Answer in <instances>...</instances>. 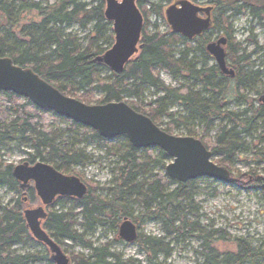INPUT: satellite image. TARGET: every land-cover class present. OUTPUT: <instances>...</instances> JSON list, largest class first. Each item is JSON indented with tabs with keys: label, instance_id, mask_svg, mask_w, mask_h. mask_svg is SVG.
<instances>
[{
	"label": "trees",
	"instance_id": "1",
	"mask_svg": "<svg viewBox=\"0 0 264 264\" xmlns=\"http://www.w3.org/2000/svg\"><path fill=\"white\" fill-rule=\"evenodd\" d=\"M16 1L0 0V18L5 26V34L0 33V58L7 57L15 65L31 69L61 93L86 105L127 99L128 103H125L130 108L147 116L159 128L162 119L168 118L170 121L162 130L169 134L176 123H184V120H174L175 114L169 112V106L177 103L183 107L188 118L203 125L199 140L219 157L214 163L227 168L229 172L232 170L236 154L245 151L240 136H247L250 129L264 117V103L255 109L246 107L239 113L226 108L225 100L232 94L237 96V103H244L240 99L243 89L249 84V73H244L249 65L247 56L240 53L243 51L241 46L232 39L226 17L227 11L231 10L234 11L232 17L243 15V6L235 5L232 1L226 3L225 9L222 0H209L213 6L210 30L187 40L170 30L165 34L157 30L149 33L145 27L148 16L153 13L163 17V10L155 7L151 0H138L136 5L143 18L141 48L122 73L111 72L104 81L100 72L106 66L96 63L95 58L112 46L108 41L114 40V34L112 22L104 17L101 0H94L90 4L83 0H57L46 6H41L36 0H23L19 5L15 4ZM24 12H35L39 21L22 26L16 38L12 29ZM262 12L261 8L254 9L252 15L260 20ZM74 26L82 31L89 30L84 46L75 36L64 32ZM214 33L216 37L212 38ZM220 36L226 38V60L235 72L233 78L222 74L215 63L199 66L197 59L191 57L196 52L210 59L206 45ZM190 42H195L196 46L192 47ZM158 71L174 79L192 82L193 86L181 84L178 88L165 87L158 78ZM197 85L199 91L193 90ZM145 87L155 88L161 96L145 105L139 98ZM93 90L102 94L100 99H93ZM51 120L67 123L68 126L62 131L52 129L47 125ZM216 121L221 125L227 121L229 128L222 125L213 143L204 142V134L212 129ZM239 128L241 130L237 131ZM76 136L113 149L118 163L107 187L86 185L87 193L82 200L64 196L56 199L58 205L68 209L50 211V206L47 208V218L43 222L47 234L61 248L65 241L82 242L90 251L89 257H71L72 264H134L131 261L122 262L119 255L112 253L111 241L98 246L84 241L87 233L109 224L117 230L115 242H123L118 237V228L124 218L140 226L139 219L132 215L129 208L132 198L142 205L144 215L149 220L162 226L166 237L173 239L172 243L198 232L196 222L190 220L196 214L192 193L197 180L179 183L167 178L164 171L154 173L153 169L158 166L165 170L162 161L168 157L164 152L157 148H134L125 137H120L123 143L111 147L108 140L89 128L59 118L52 112L39 110L12 93L0 92V188H6L16 195L12 202L6 205L0 203V264H36L42 259L52 264L47 253L43 258L11 255L10 249L23 243L25 238L35 241L26 228L23 210L36 200V195L32 187L20 189L19 182L13 176L14 166L2 159V151L10 146L25 149L24 162L30 165L42 162L67 174L71 168L84 166L91 161V157L77 148L79 142ZM187 136L194 137L191 133ZM231 182L236 184L239 180ZM245 182V190L260 188L264 191V178L248 177ZM98 191H106L107 195L99 196ZM78 217L80 222L77 221ZM76 225L81 227L82 232L75 229ZM165 239L139 233L134 243L145 250L148 264H163L158 262V258H167L172 251ZM203 239L204 264H253L254 258L261 257L259 251L256 252L245 240H235L236 252L220 254L208 244L207 235Z\"/></svg>",
	"mask_w": 264,
	"mask_h": 264
},
{
	"label": "rangeland",
	"instance_id": "2",
	"mask_svg": "<svg viewBox=\"0 0 264 264\" xmlns=\"http://www.w3.org/2000/svg\"><path fill=\"white\" fill-rule=\"evenodd\" d=\"M9 1V0H8ZM23 0H17L16 5H19ZM41 6L46 4L51 5L57 0H36ZM87 4L94 2V0H83ZM121 1V0H117ZM155 7L161 8L170 4V0H151ZM196 3L205 4L206 0H195ZM223 7L226 9V3L232 1L235 5H241L243 15H232L234 11H227L226 17L230 24V30L232 32V39L235 43H238L243 50V53L247 56L248 67L244 70L245 74L249 73V84L243 89V96L240 102L235 101L234 94L227 97L225 100L226 108L232 112L239 113L246 107L257 108L264 103V0H222ZM147 8H150L148 6ZM262 12L261 19L253 17V10L260 9ZM157 9V8H155ZM39 21V17L35 12H24L20 14L19 23L12 29L14 36L19 37V31L22 26H25L31 22ZM4 22L0 18V33L5 34ZM149 33L157 30L159 33L165 34L169 31L163 17H159L155 14L148 16V23L145 25ZM156 27V28H155ZM66 34L75 36L77 41L83 46L86 44L89 36V30L82 31L78 27L74 26L64 31ZM216 34H212V38H215ZM212 41V40H211ZM113 45L114 40L108 41ZM192 47L196 46L195 42H190ZM238 52V55H240ZM197 59L198 65L210 66L214 64V60L205 59L198 53H192L191 57ZM135 57V56H134ZM133 57V58H134ZM133 58L131 60H133ZM130 60V61H131ZM229 63V62H228ZM101 79L107 81L110 70L106 67L101 69ZM158 78L160 82L169 88H178L181 84L193 86L192 82L187 83V80L181 78H172L169 74L162 71H158ZM195 91H199L200 87L197 85L192 88ZM93 99L98 100L102 94L98 90H93ZM161 94L151 87H145L140 95V99L146 105L149 102L157 99ZM123 102L128 103L125 99ZM169 112L175 114L174 120H181L184 123H176L175 129L170 132L174 136H187L188 133L194 135L196 139L202 137L203 125L194 122L188 118L187 113L183 107L174 103L169 106ZM170 120L163 118L160 123V128L165 129L167 123ZM55 130H64L68 124L51 120L47 123ZM222 125H226L229 128V123L224 121ZM218 121L214 122L212 129L204 134L202 140L206 143H213L215 137L220 132L222 126ZM240 131L241 128L236 129ZM251 132L247 135H241L243 140L245 151H241L236 154L232 170H230L233 181L239 180V183L233 184L221 183L208 178H200L197 180L193 190V202L196 206L195 216L190 220L196 222V229L198 232L191 233L179 238L177 241L167 238L163 228L160 224L149 220L144 215L142 205L139 204L134 198L129 201V208L134 217L139 219L138 233L144 236H152L155 238L165 239V242L170 243L169 248L172 250L171 254L167 258L159 257L158 262L163 264H204V249L202 244L204 242L203 236L207 235V242L210 246L220 254H232L236 252L235 240H245L255 251H259L261 257L254 258L253 264H264V191L260 188L248 189L246 187L245 180L249 177L264 178V117L256 123V126L250 129ZM78 147L87 156L91 157V161L84 166H78L71 168L64 174L66 176H76L85 185H97L99 188H105L109 185L113 170L116 168L118 159L114 153V150L108 146H99L87 140L85 137L76 136ZM118 143H123L122 138H115L110 140L108 145L115 146ZM2 159L13 166L22 164L26 158L25 149H16L14 146H10L9 149L2 151ZM213 162L219 160L217 155H213ZM171 159L167 158L162 163L168 165ZM164 171L161 166L155 167L153 172ZM241 179V180H240ZM245 179V180H243ZM239 186H238V185ZM241 186V187H240ZM99 196H106V191H98ZM16 198L14 193L9 192L6 188H0V203L3 205L12 202ZM56 201V199H55ZM54 201L50 207V211L68 209V207L58 205ZM41 202L36 197V200L28 205V208L33 209L40 207ZM60 206V207H59ZM47 213V209H45ZM192 210L191 212H193ZM78 222L81 219L78 217ZM132 221V220H131ZM134 223V222H133ZM135 224V223H134ZM136 225V224H135ZM75 229L82 232L81 227L75 226ZM117 237V230L112 229L109 224L105 226L97 227L89 232L84 237L85 242H91L95 246L111 241L110 251L121 257L122 262L131 261L134 264H148V255L145 250L141 249L136 243L125 244L123 242H115ZM201 238V239H200ZM63 252L68 256L71 261V257L75 255H82L83 257H89L90 251L82 242H70L65 241L64 246L61 248ZM11 255L25 256L32 255L43 258L48 250L45 246L37 244L35 241L24 239L23 243L14 246L10 249ZM36 264H50L44 262L43 259Z\"/></svg>",
	"mask_w": 264,
	"mask_h": 264
},
{
	"label": "water",
	"instance_id": "3",
	"mask_svg": "<svg viewBox=\"0 0 264 264\" xmlns=\"http://www.w3.org/2000/svg\"><path fill=\"white\" fill-rule=\"evenodd\" d=\"M101 1L105 5V19L112 22L114 43L103 55L95 58V62L103 64L114 74H120L141 48L142 16L135 5L136 0ZM210 11L211 7L200 8L189 0H179L169 5L164 15L172 33L191 40L211 28ZM201 12L205 13V19L198 16ZM225 45L226 38L221 36L208 43L206 51L221 73L233 78L235 72L227 65ZM0 92L12 93L39 110L89 128L105 140L125 137L134 148L161 150L171 159L164 173L176 182L186 183L200 178L221 183L233 181L227 168L211 160L213 154L199 139L171 135L123 101L86 105L61 93L31 69L15 65L7 57L0 58ZM13 176L20 183V189L29 187L28 181L33 180L36 194L45 206L52 203L56 195L82 200L87 193L86 185L79 178L62 175L42 162L19 164L13 168ZM46 215L42 207L25 209L26 228L36 241L47 247L52 264H71L60 246L42 229L41 222ZM118 237L126 243H133L137 238L136 225L124 218L118 228Z\"/></svg>",
	"mask_w": 264,
	"mask_h": 264
},
{
	"label": "flooded vegetation",
	"instance_id": "4",
	"mask_svg": "<svg viewBox=\"0 0 264 264\" xmlns=\"http://www.w3.org/2000/svg\"><path fill=\"white\" fill-rule=\"evenodd\" d=\"M137 1H138V0H136L135 5H136ZM176 1H179V0H173L170 4H168L167 6H165V7L162 8V10H163V19H164V21H165V15H164V11H165V9H166L169 5H171V4H175ZM189 1H191L193 4L199 6L200 8H201V7H203V8L211 7V11L209 12V19H210L209 21H210V25H212L213 6H211L210 1H209V0H206L205 4H201V3L198 4V3H196V1H192V0H189ZM101 2H102V1H101ZM102 3H103V2H102ZM103 4H104V3H103ZM136 7H137V5H136ZM104 8H105V5H104ZM137 9H138V8H137ZM138 10H139V9H138ZM139 13H140V11H139ZM140 15H141V13H140ZM141 16H142V15H141ZM198 16L201 17V18H203V19H205V17H206V15H205L204 12L199 13ZM142 20H143V18H142ZM165 23H166V21H165ZM209 30H210V29H209ZM209 30H208V31H209ZM206 32H207V31H206ZM204 33H205V32H204ZM225 55H226V51H225ZM210 59H212L211 56H210ZM28 184H29V187H28V188L32 187V188L34 189V181H33V180H29V181H28ZM34 190H35V189H34ZM35 195H36V197H37V194H36V193H35ZM59 197H60V196L56 195V196L54 197L52 203H50V204L47 205V206L43 205L42 202L40 201V202H41L40 207H42V208L44 209V211H45V209H47L49 206L51 207V206L53 205L55 199H57V198H59ZM84 197H85V196H84ZM37 198H38V197H37ZM45 213H46V211H45ZM46 218H47V215H46ZM45 220H46V219H45ZM43 222H44V221L41 222V227H42V229H43ZM138 232H139V231H138ZM138 234H139V233H137V236H138ZM36 242H38V241H36ZM39 243H40V242H39ZM123 243L127 244V243L124 242V241H123ZM128 244H132V243H128ZM41 245L44 246L42 243H41ZM45 248L47 249L46 246H45Z\"/></svg>",
	"mask_w": 264,
	"mask_h": 264
}]
</instances>
